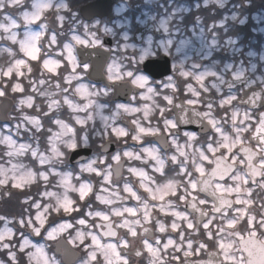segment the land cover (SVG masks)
Masks as SVG:
<instances>
[{"label":"clouds","instance_id":"obj_1","mask_svg":"<svg viewBox=\"0 0 264 264\" xmlns=\"http://www.w3.org/2000/svg\"><path fill=\"white\" fill-rule=\"evenodd\" d=\"M73 13L0 0V264H262L264 45L202 88L187 53Z\"/></svg>","mask_w":264,"mask_h":264},{"label":"flooded vegetation","instance_id":"obj_2","mask_svg":"<svg viewBox=\"0 0 264 264\" xmlns=\"http://www.w3.org/2000/svg\"><path fill=\"white\" fill-rule=\"evenodd\" d=\"M69 3L82 23H91L95 18L105 19L106 27L116 31L121 43L125 42V34L127 43L145 48L153 47L159 41L171 40V49L176 57L187 53L191 58L187 66L197 63L199 67L194 69L197 73L206 69L220 73L226 65H230L231 69L227 72L230 77L241 61L247 66L249 59H252L251 56L246 58L244 53H256L264 45V0H252L251 5H244L247 14L244 25L228 18L235 10L234 6L241 4L242 0H228L224 9L212 3L205 5L204 0H69ZM88 5H93L92 12L81 13V9ZM25 7L30 5L26 4ZM66 15L71 17V13ZM197 17L202 19L198 21ZM161 20H167L169 31L160 27ZM78 32H82V26ZM214 36L217 44L213 46ZM230 37L235 41L234 45L227 43ZM108 42L113 46L115 44L112 37H108ZM211 79L206 77L204 82ZM190 82L197 86L194 80L190 79ZM182 94L191 95L187 92ZM228 94L225 89L222 98Z\"/></svg>","mask_w":264,"mask_h":264},{"label":"snow or ice","instance_id":"obj_3","mask_svg":"<svg viewBox=\"0 0 264 264\" xmlns=\"http://www.w3.org/2000/svg\"><path fill=\"white\" fill-rule=\"evenodd\" d=\"M14 2L15 3H20V0H14ZM45 7H47V5H45ZM61 7H64V8H67L68 7V5L67 4H63V3H61ZM24 15V19L25 20H29V19H31V20H38L39 19V15H32V16H29V14L28 13H24L23 14ZM73 15H75V13H73ZM9 19H11V17H9ZM58 19L59 20H63V17L61 16V17H58ZM13 24L15 23V20L13 19ZM220 24H221V26L223 25V21H221L220 22ZM85 27H87L86 25H85ZM160 27H162L163 29H164V31H167L168 30V27H167V20H161L160 21ZM213 28H215L216 27V25L215 24H213V26H212ZM106 30H109L110 31V29H106ZM125 40H127V34H125ZM53 39H55L54 37H53ZM72 39L73 40H75L76 41V43H79V44H85V45H87V43H88V41H84V40H81L78 36H76V35H73L72 36ZM149 39V42H151V37H149L148 38ZM227 43L229 44V45H234L235 44V41L234 40H232L231 38H229L228 39V41H227ZM167 44L168 45H171L172 44V41L171 40H169V41H167ZM217 44V40H216V38H215V36L213 37V39H212V45L214 46V45H216ZM126 46H131V45H126ZM65 48H67V49H69V51H70V48H69V46L68 45H65ZM36 51H38V49L36 50ZM177 51H179V48H177ZM29 55H31L32 56V58L33 59H36V56L32 53V52H29ZM69 59H71V56L69 57ZM18 63H23L22 61L21 62H18ZM46 68L48 67V62L46 61L45 62V65H44ZM226 68L227 67H229L228 65H226L225 66ZM49 70H51V71H54L55 69H49ZM10 71L11 70H9V73H6V75H8V74H10ZM184 75L185 76H187V75H189L188 73H184ZM233 75H234V78H236V79H239L240 78V76L242 75V73L241 72H234L233 73ZM207 76H216V73L215 72H211V71H208V70H206L205 72H203V73H201L199 76H197L195 79L197 80V82L200 84V86L203 88V86H204V80H205V78L207 77ZM134 83H140L141 85H142V81H134ZM189 87V90L190 91H192V93H193V95H196V96H198L199 95V93H197L196 91H195V89L192 87V85H189L188 86ZM166 99H168V98H166ZM235 99V97H226L225 99H223V100H221L220 101V104H221V106H223L224 104H230V103H232V101ZM188 103H196V101H193V100H189L188 101ZM205 115H207V114H205ZM210 123H212L213 125H214V121H209ZM174 126V125H173ZM141 131H144V129H141ZM121 134H124V133H121ZM224 147H226V148H228L229 146L228 145H224ZM229 151H231V149L229 148ZM202 171V170H201ZM195 187V185L193 184V188ZM217 188H220V185H217ZM201 203H203V201H201ZM238 203H239V201H238ZM251 221H252V218H249V222L251 223ZM192 225H189V227H191ZM209 225L208 224H205V227L207 228ZM228 226L229 227H234L235 226V221H230L229 222V224H228ZM173 227H175V225H173ZM211 235V234H210ZM254 235V234H253ZM252 243V245L253 246H255V242L253 241V242H251ZM221 247L223 248L224 247V245H223V243H221ZM261 251L262 252H264V248H261ZM250 256L251 255H253V253L250 251ZM94 258V257H93ZM261 260H262V264H264V257H262L261 258Z\"/></svg>","mask_w":264,"mask_h":264},{"label":"water","instance_id":"obj_4","mask_svg":"<svg viewBox=\"0 0 264 264\" xmlns=\"http://www.w3.org/2000/svg\"><path fill=\"white\" fill-rule=\"evenodd\" d=\"M92 6L93 5H88V6H85V7H83L82 9H81V13H91L92 12ZM85 151H87V150H85Z\"/></svg>","mask_w":264,"mask_h":264}]
</instances>
